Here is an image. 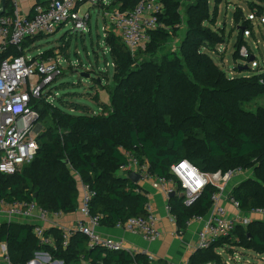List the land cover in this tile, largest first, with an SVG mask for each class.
Wrapping results in <instances>:
<instances>
[{
    "label": "trees",
    "instance_id": "obj_1",
    "mask_svg": "<svg viewBox=\"0 0 264 264\" xmlns=\"http://www.w3.org/2000/svg\"><path fill=\"white\" fill-rule=\"evenodd\" d=\"M139 1L113 0L109 8L113 4L130 11ZM161 1L164 11L159 21L163 26L151 32L145 48L131 54L115 34L105 37L115 68L114 85L107 90L109 104L98 94L94 96L101 112L62 100V108L45 99L35 103L33 107L49 125L38 135L39 146L32 161L18 173L0 174V198L34 200L50 212L70 213L78 204V175L95 193L90 212L98 217L99 225L111 227L130 217L144 216L147 194L116 172L127 161L121 150H136L133 155L148 163L150 174L166 179L171 178L170 165L181 159L206 172L254 166L255 176L235 184L230 196L239 202L243 213L264 209V107L249 111L242 106L264 96L263 74L228 77L212 60L207 50L221 38L206 25L210 22L208 0H194L187 6V32L179 54L163 51L168 29L175 30L180 14L179 0ZM257 2L264 0L248 1ZM9 6L5 2L8 12ZM239 12L234 10L235 18ZM246 22L243 26L248 28ZM39 37L23 41L20 48L10 46L6 54L23 55L24 48ZM61 41L59 47L36 56L46 58L57 52L68 58V39L62 37ZM158 52L161 56H156ZM215 191L214 185H207L190 205H184L178 195L168 198L181 233L192 217L208 212ZM44 233L54 238V246L40 245L32 224L0 223V242H6L13 264H26L41 250L62 264H147L142 254L90 248L79 232L71 235L66 246L60 229L48 228ZM234 234L243 248L264 254V220H252L245 228L236 226ZM229 240L196 250L188 264H221L215 251Z\"/></svg>",
    "mask_w": 264,
    "mask_h": 264
},
{
    "label": "built area",
    "instance_id": "obj_2",
    "mask_svg": "<svg viewBox=\"0 0 264 264\" xmlns=\"http://www.w3.org/2000/svg\"><path fill=\"white\" fill-rule=\"evenodd\" d=\"M5 2L10 5L9 12L5 9ZM84 3L104 11L106 22L131 54L145 48L151 40V32L163 26L159 21L164 11L161 0H140L130 11L115 7L108 11L106 8H109L110 2L107 0H49L46 5H35L29 16L20 13L17 0H0V174L18 173L35 157L39 146L37 138L41 130V115L33 106L41 99L52 103L50 84L62 74V62L66 61L57 52L46 58L26 55L31 45L24 48L23 55L14 56L6 52L10 46L20 48L23 41L52 34L69 23L73 25V30L88 31V14L79 15V9ZM239 55L245 58L247 50L241 47ZM262 74L260 81L264 84V71ZM121 151L127 161L118 169L126 175L131 172L140 174L139 180L150 181L153 187L161 189L168 198L172 191L178 196L183 193L184 205L193 203L207 185L216 187L208 212L189 220H203V225L197 232L195 251L209 248L222 239H234L239 242L234 234L236 226L245 228L252 220H264L263 208H253L244 214L240 211L239 202L230 196L233 186L227 188L229 181L240 173L242 168L225 172H206L187 159H181L170 165L171 178L166 179L152 176L146 161H140L129 151ZM77 185L79 199L76 212L81 217L70 228H61L58 222V218L64 213L50 212L38 206L34 200L7 201L0 198V223L32 224L33 234L40 245L54 246V238L46 236L44 232L48 228H59L63 246L67 245L72 234L79 232L87 238L90 248L98 246L111 251L126 250L121 239L104 236L97 231L98 217L90 212V201L95 193L88 185L82 183L80 178ZM225 201L231 205V211L223 205ZM144 209L146 215L119 221L115 227L140 235L146 241L156 240L159 232L155 227L149 201L144 205ZM165 209L171 220L176 222V216L172 214L169 203H166ZM178 233L181 232L178 230ZM129 252L133 255V252ZM34 256L46 264L51 258L43 250L35 252ZM146 260L147 264L156 262V258L150 254H146ZM61 263L55 261V264ZM0 264H13L4 241L0 242ZM131 264L143 263L133 261Z\"/></svg>",
    "mask_w": 264,
    "mask_h": 264
},
{
    "label": "rangeland",
    "instance_id": "obj_3",
    "mask_svg": "<svg viewBox=\"0 0 264 264\" xmlns=\"http://www.w3.org/2000/svg\"><path fill=\"white\" fill-rule=\"evenodd\" d=\"M193 1L179 0L180 23L174 31L166 27L169 38L163 51H174L179 54V47L187 32L188 14L186 9ZM248 1L250 0H208L210 22H206V25L212 31L220 34L221 42L215 44L214 47H210L212 50H207V53L225 71L228 77L252 76L253 74H261L264 71V3L257 2L255 5L249 4ZM114 7L117 8L116 5L112 4L110 8L113 9ZM110 8H108V11ZM236 8L241 11L238 18L233 15ZM87 10L91 15L89 32L80 29L73 30V25L69 23L52 34L36 39L26 55L36 56L43 51L57 48L62 43L61 38H67L69 56L67 58L62 55L66 59L65 62H62V74L50 84L52 103L62 108L60 103V100H62L67 103L82 105L95 113H99L101 112L99 104L94 96L98 94L99 99L105 100L109 96L107 90L112 89L114 85L115 66L110 57L105 37L107 34L115 33L107 22L103 23L102 15L89 3H84L80 7L79 15H85ZM244 22H246L248 28L243 26ZM238 35L240 38H238ZM241 47L247 50L245 58H241L239 55ZM161 54L162 52H158L156 56H161ZM252 56L253 60L250 61ZM244 65L248 66L247 70L242 69ZM86 75L88 76L86 77ZM242 106L249 111H255L258 106L264 107V96L256 97L250 102L243 103ZM64 108L73 114L79 113L74 109ZM44 121L41 118L40 133L49 125V121ZM129 152L136 154V150ZM116 172L125 177L129 175H126L120 169ZM252 176H255L254 166L242 169L240 173L231 178L227 188L237 184V179H240V182ZM76 179L78 181V175ZM215 252L221 264H264V254L247 250L242 247L240 241L234 239H230L228 243ZM56 260L50 258L47 264H55ZM30 261L39 263L35 256ZM42 262L44 263V261Z\"/></svg>",
    "mask_w": 264,
    "mask_h": 264
},
{
    "label": "crops",
    "instance_id": "obj_4",
    "mask_svg": "<svg viewBox=\"0 0 264 264\" xmlns=\"http://www.w3.org/2000/svg\"><path fill=\"white\" fill-rule=\"evenodd\" d=\"M111 1L108 0L110 3ZM48 2L49 0H17L20 13L26 16L31 15L35 5H46ZM94 8L102 15L103 23L106 22L104 11L97 7ZM106 10L108 9L106 8ZM86 13L88 14L87 28L89 32L91 28V15L88 10ZM101 101L109 104V96ZM237 180L239 182L240 179ZM137 184L139 185L140 192L147 194L152 206L155 227L159 232L158 238L154 241H146L140 235L131 234L115 226L108 227L99 225L97 231L101 235L121 239L127 251L142 254L145 258L146 254L153 255L156 258L155 264L160 261L162 264H188L191 255L195 252L197 232L201 229L203 220L189 221L185 230L182 233H178L177 223L171 220L165 209V205L168 203V197H166L163 191L153 187L150 181L139 180ZM223 204L229 211L232 210L231 205L227 201L223 202ZM80 217L75 209L73 212L63 214L58 218V222L61 228H70ZM38 261V264H46L40 260ZM33 264L37 263L34 262Z\"/></svg>",
    "mask_w": 264,
    "mask_h": 264
},
{
    "label": "water",
    "instance_id": "obj_5",
    "mask_svg": "<svg viewBox=\"0 0 264 264\" xmlns=\"http://www.w3.org/2000/svg\"><path fill=\"white\" fill-rule=\"evenodd\" d=\"M253 60V56L250 58V61H252ZM247 68H248V66L247 65H244V66H242V69L243 70H247ZM241 70V69H240ZM88 75H86V77H87ZM127 179H129V180H131L132 182H134V183H137L138 182V180L140 179V174H138V173H136V172H131L127 177H126ZM175 195V192L174 191H172V192H170L169 193V197H172V196H174ZM179 196L180 197H183V193H180L179 194ZM31 262L29 261L27 264H30Z\"/></svg>",
    "mask_w": 264,
    "mask_h": 264
}]
</instances>
